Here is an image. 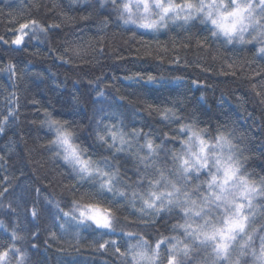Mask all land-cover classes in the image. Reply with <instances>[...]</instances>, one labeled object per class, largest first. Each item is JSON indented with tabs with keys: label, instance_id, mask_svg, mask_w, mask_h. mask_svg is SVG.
I'll return each instance as SVG.
<instances>
[{
	"label": "trees",
	"instance_id": "obj_1",
	"mask_svg": "<svg viewBox=\"0 0 264 264\" xmlns=\"http://www.w3.org/2000/svg\"><path fill=\"white\" fill-rule=\"evenodd\" d=\"M33 18L59 27L46 38L29 31L23 45L13 46L19 25ZM0 37L8 42H0V117L8 114L10 94L16 92L18 98L16 119L10 118L0 133V192L8 189L0 196V221L8 232L15 229L27 237L17 244L26 251L27 264H120L111 250H96L98 233L80 229L76 239L64 235L54 220L56 202L69 212L73 200L95 202L90 194L96 187L94 181H79L71 166L56 155L59 148L50 144L54 132L41 123L44 110L85 129L79 143L87 156L111 158L115 167L109 170L119 173L116 187L127 195L105 193L99 202L113 208L118 228L141 233L153 243L162 236L184 239L181 230L173 228L183 222L181 214L141 212L132 193L142 187V166L131 149L113 154L97 146L86 127L90 118L103 117L102 125L115 124L124 132L142 130V136L166 142L169 148L180 146L181 141L164 134L181 136L176 131L181 123L195 119L212 133L227 125L243 138L235 142L248 157L246 167L253 178L264 176V57L257 55L255 44L226 46L197 22L158 31L125 24L113 6H101V0H0ZM176 58L179 64L172 63ZM9 63L17 71L15 88L7 72ZM137 74L169 82L128 79ZM147 105L174 108L185 119L164 120ZM34 207L39 213L36 221L29 215ZM262 211L257 210L258 220ZM63 222L61 218L59 223ZM70 231L76 229L70 227ZM110 238L119 240V235L104 236ZM259 242L257 234L254 246ZM9 243L8 234L0 228V248ZM199 258L212 259L203 251ZM9 259L16 264L17 257ZM245 259L251 264V257Z\"/></svg>",
	"mask_w": 264,
	"mask_h": 264
},
{
	"label": "snow or ice",
	"instance_id": "obj_2",
	"mask_svg": "<svg viewBox=\"0 0 264 264\" xmlns=\"http://www.w3.org/2000/svg\"><path fill=\"white\" fill-rule=\"evenodd\" d=\"M155 3L157 9H160L158 20H149L148 16H143L139 21L133 19L135 16L133 11V4H135L137 10L143 5L144 11L147 13L149 9V0H126L124 3H117V0H101V6L111 4L113 10L117 13L118 17L123 20L125 24L138 23L140 27L147 30L158 31L161 27L166 25L165 17L169 12H175L176 18L179 17L181 11H187L194 7L190 0H183L182 3L176 4L174 0H168L167 6H163V0H152ZM264 4V0H261ZM185 20L190 18V15L183 17ZM107 23V21H104ZM59 25L53 23L45 25L37 19H30L19 25L17 31L20 35H17L14 40L11 41L13 46H21L24 44L25 36L31 31L33 36L43 35L47 37V33L54 28H58ZM260 36H264V32L258 33ZM31 39V37H29ZM0 42L3 41L0 37ZM264 52V47L260 49ZM57 59H63L60 56ZM172 63L179 64L180 59L176 58ZM7 72L9 73L11 86L16 87L15 79L17 71L15 65L9 63L7 65ZM128 79H135L137 82H143L147 84H159L164 85L169 81H166L162 77H156L148 75L147 77L137 74L135 77H129ZM180 79V78H176ZM183 82V81H181ZM197 87L200 86L199 81H193ZM103 97V92L97 93ZM124 100V97H120ZM9 110L8 114L0 117V133L4 131L9 119H16V110L18 108V98L16 92H12L9 96ZM149 110L157 111L164 120H179L185 119L177 114L174 108H158L156 106L147 105ZM111 115L116 116L115 113ZM45 119L41 123L46 125L50 130L55 133V138L50 141L51 145L59 148L57 156H61L62 159L67 162L75 176L79 181L91 180L95 182L96 192L90 194V199L95 202L81 204L77 200L72 201V210L64 212L60 208L59 202L55 203L56 213L54 214V220L58 223V227L61 229L64 235L71 234L74 238L78 239L80 236V229H92L94 233H98L97 251H112V254L117 256L120 260V264H248L246 257H251V264H264V211L260 214V219H257V210L264 209V176L260 177L257 181L253 178V174L247 171L241 174L239 157L236 156L234 149L238 146L233 143L234 140L243 139L238 136L234 129L229 128L227 125H220L215 132V143L206 141L205 136L208 133L207 128L199 127V123L193 119L191 123L179 124V133L187 134V142L183 139V136H172L166 138L172 140L180 139L181 143H187L191 148L193 140L199 144L200 153L206 158L208 155V147L217 148L220 150V155H224V149L228 150L227 162H224L218 158L217 170L223 169L224 179L219 181L220 192L216 191L213 184L216 183L217 177L212 176V181L208 183L209 191L204 194L205 198L214 197L217 201L221 200L222 194H228L231 199L227 201L228 206L223 209V215L221 216L222 227H212L209 230L207 222L204 226L194 225L185 220L184 224H175L173 228L184 229V239L179 236L167 237L162 236L150 242L143 234L134 233L131 231H125L123 228H118L119 217L116 216L112 207H106L99 202V197H102L105 193H112L116 196L124 197L127 195L122 189L116 187V183L119 182L118 170L110 171L112 165L105 159L104 167L102 168L97 161H94L90 156H85L86 149L81 151L78 145L72 142V133L65 127L66 121H62L52 116V114L44 110ZM103 117L97 121V127L103 124ZM122 122V120H121ZM108 129V134L112 138L113 144L117 139V132L113 131L114 124L104 125ZM122 132V130H121ZM133 132L139 136L142 134V130L133 129ZM99 139L103 140V136H99ZM120 143L124 144L125 140L123 136L120 137ZM146 147L149 150L154 151L152 140H147ZM123 149H118L122 151ZM248 159L247 156L244 157ZM199 162V160H198ZM183 163L187 164L185 159ZM207 167V163H201V168ZM235 189V191H231ZM198 190V186H197ZM8 189H4L7 192ZM4 192H0V196L4 195ZM39 192V189H37ZM135 197L136 193H132ZM187 195V194H186ZM155 196V193H153ZM167 210L171 211L173 207L172 193H167ZM83 198V197H82ZM259 198V202H257ZM159 199V197H157ZM48 203H52L49 201ZM178 203V202H177ZM145 204L153 209V214L159 213L165 210L164 202L161 201L158 206L155 201L149 203L145 201ZM14 211V210H13ZM144 210L141 209V212ZM181 211L187 217L188 209L181 206ZM62 214V217H61ZM29 215L33 221L38 218V211L34 207L30 210ZM63 218L64 222L59 223V220ZM70 227L76 229L75 232L70 231ZM0 228L8 234L10 243L6 247L0 248V264H11L10 256L17 257L16 264H27L28 256L26 251H22L17 246L18 243H23L27 237L21 236L13 229L8 232L7 227L0 221ZM259 234V246H254V237ZM119 240L123 241V244L118 239H104V236H117ZM51 238L56 240L55 233H51ZM133 239L135 242H132ZM102 241V242H100ZM35 248V245H32ZM124 248L122 251L121 248ZM211 249V252H207V249ZM163 249V251H162ZM204 252L206 256H211V261L206 258H199L201 252Z\"/></svg>",
	"mask_w": 264,
	"mask_h": 264
},
{
	"label": "clouds",
	"instance_id": "obj_3",
	"mask_svg": "<svg viewBox=\"0 0 264 264\" xmlns=\"http://www.w3.org/2000/svg\"><path fill=\"white\" fill-rule=\"evenodd\" d=\"M124 2L126 0H120V3ZM182 2L183 0H174L176 4ZM190 2L194 7L187 11H181L179 13L180 18H176L175 12H169L165 17L166 25L160 29H166L170 25H190L193 22H197L209 28L210 36L213 40H222L229 47L255 44L257 55L264 57V52L260 51L264 47V36L258 35V33L264 32V4L261 3V0H190ZM167 4L168 0H163V6H167ZM149 9L150 11L146 13L143 5L137 10L135 4H133V11L137 21L143 16H148L149 20H158L160 9L156 8L152 0H149ZM185 15H190V18L185 20L183 18ZM137 24L140 27L139 22ZM62 121L67 122L65 127L72 133V142L78 145L83 152L85 148L80 145L79 136L85 129L69 120ZM97 121L95 117H92L86 126L91 129V138L96 145L103 151L113 154L126 153L131 149L136 161L142 166L143 179L140 181L142 187L135 191V197L140 203L141 209L153 212V209L149 208L145 201L149 203L155 201L158 206L163 201L165 210L161 212L170 213L175 210L181 214L183 222H177L176 224H184L187 219L194 225L202 227L207 222L209 230L212 227L223 226L221 216L223 215V209L228 206L227 201L231 197L228 194H222L221 200L217 201L214 197L205 198L204 194L209 191L208 183L212 181L213 175L217 177L213 187L216 188L218 193L220 192L219 181L224 179V173L222 168L219 171L217 170V160L219 158L227 162L228 150L226 148L223 150L224 155L221 156L219 149L209 146L208 155L205 158L200 153L199 144L194 140L191 148L188 147L187 143H180L178 147L169 148L166 142L158 143L151 136L144 137L141 134L137 136L133 131L121 132L120 128L115 124L113 131L117 132V139L113 144L112 138L108 134V129L102 124L98 128ZM199 127L201 126L199 125ZM176 131L179 132V125ZM99 136H103L104 139H99ZM121 136L125 140L124 144L120 143ZM182 136L187 142V134L184 133ZM126 137L128 138L126 139ZM214 137L215 133L208 131L205 139L206 141L210 140L214 144ZM149 139L153 142L154 151L146 147V142ZM235 141L233 143L238 148L234 149V151L236 156L239 157L241 174H244L245 171L249 172L246 167L247 160L244 159L246 155ZM121 148L123 150L118 151ZM84 155L87 156V152H84ZM104 158H107V162L111 164V158L108 156L94 161H97L103 168L105 164ZM185 159L187 164L183 163ZM204 162L207 163V167L201 168V163ZM112 167H115V165L112 164ZM256 180L259 181L260 178ZM231 191L234 192L235 189H231ZM168 192L172 193L173 207L171 211L167 210ZM153 193H155V196H153ZM181 206L188 209L187 217L181 211ZM176 229L181 230L184 236L183 228L177 227Z\"/></svg>",
	"mask_w": 264,
	"mask_h": 264
}]
</instances>
